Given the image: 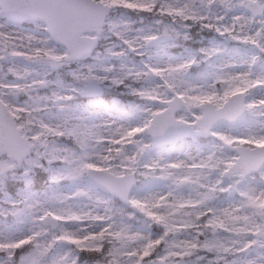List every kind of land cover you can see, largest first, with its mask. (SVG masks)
Instances as JSON below:
<instances>
[{
    "label": "snow or ice",
    "instance_id": "6c2138e0",
    "mask_svg": "<svg viewBox=\"0 0 264 264\" xmlns=\"http://www.w3.org/2000/svg\"><path fill=\"white\" fill-rule=\"evenodd\" d=\"M109 38L161 54L70 91L140 102L75 114L48 73ZM0 73V264H264V0H0Z\"/></svg>",
    "mask_w": 264,
    "mask_h": 264
},
{
    "label": "rangeland",
    "instance_id": "374dc122",
    "mask_svg": "<svg viewBox=\"0 0 264 264\" xmlns=\"http://www.w3.org/2000/svg\"><path fill=\"white\" fill-rule=\"evenodd\" d=\"M115 20L121 19V13L113 17ZM135 20V25L137 27L142 26L139 18L133 17ZM149 21H144L147 24ZM195 31L194 33L191 31ZM189 38L187 40H179L174 46H172V55H180L185 53L186 50H194L202 46H207L214 39L219 41L220 38L216 37L214 33L201 29L199 25H194L188 30ZM196 38H195V37ZM228 48L233 47L231 42L226 45ZM113 47V41L111 38L102 40L100 42V47L95 51V53L86 61L74 62L62 66L57 70H53L48 73V80L50 81L49 88L45 91H57L64 94L72 95V99L67 101V104L71 111L78 115H87L89 113L95 114L101 119H111L120 114L119 110L127 107L129 103H139V99L133 97L129 94L127 89L123 86H105L103 88V94L100 97H85L81 104L76 102L75 99L78 98L77 94L71 93L70 89L74 86L75 81L72 73L86 71V66H91L93 70L99 74H103L102 70L105 66L113 65L119 67L121 63L125 64H139L142 61H148L150 58H156L161 53L160 50L148 49L143 55H138L135 53H129L126 57H112L108 53V49ZM168 50V49H167ZM167 53H169L167 51ZM170 54V53H169ZM52 76L49 77V75ZM64 73H68L71 77L66 79ZM2 74V73H0ZM50 114L55 118L57 110L53 107L50 110ZM36 176L40 177L39 181L35 184L37 190L42 189L45 186L47 180V175L37 170ZM10 193H14V190L10 189ZM3 194L0 193V199H2Z\"/></svg>",
    "mask_w": 264,
    "mask_h": 264
}]
</instances>
